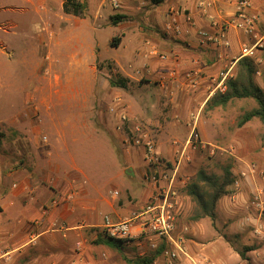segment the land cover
<instances>
[{"label": "rangeland", "instance_id": "rangeland-1", "mask_svg": "<svg viewBox=\"0 0 264 264\" xmlns=\"http://www.w3.org/2000/svg\"><path fill=\"white\" fill-rule=\"evenodd\" d=\"M61 1L0 0V176L20 161L27 164L26 174H50L47 181L56 175L63 180H68L72 172L78 175L69 180L64 202L68 209L73 208L71 212L76 213L75 204L79 201L86 210L77 211L81 216H70L73 220L68 226H60L59 222L51 225L54 230L64 228V231L79 227L77 231L82 238L75 241L73 247L77 256L68 264H135L134 261L141 257L155 259V253L149 254L147 247L141 249L136 243L113 250L114 244L111 249L99 247L98 235H104L101 227L105 217L116 222L109 204L142 202L149 191V183L144 179L147 166L142 160V149L132 142L136 136L134 127H140L151 140L161 163L171 167L189 136L192 115L197 114L196 133L205 148H186L183 153L178 173L179 183L183 184L178 183L182 207L176 234L183 232L186 239L185 235L191 233L188 232L191 231V215L197 207L185 194L190 179L200 170L221 175L222 167L231 164L235 180L228 187L231 194L223 198L233 216L228 217V211L223 208L225 226L229 227L230 219L239 213L256 215L259 219L248 221L244 226L239 223L229 231L231 242L234 240L230 250L220 230L214 229L217 224L208 225L207 236L221 237L212 245L221 247V253L226 255L222 261L225 264H264V209L261 208L264 207V122L253 119L242 127L237 126L240 117L256 107L255 103L239 100L226 108L204 112V102L194 100V90L175 88L176 97L185 99L184 104L178 106L177 119H174L180 128L176 133L170 125L172 121L164 122L160 116L166 114L162 109L167 108V103H177L165 98L162 104L157 103V85L144 82L150 77L147 67L156 62L151 58L155 52L149 58L131 57L129 44L125 47L121 44L118 48L111 46L112 39L120 38L122 33H134L136 37L135 31L145 27L141 19L129 14L134 17L132 21L112 25V16L124 14L117 0H81L85 10L83 17L76 18L63 13ZM256 9L259 15L257 31L263 36L264 0H259ZM146 28L155 32L158 27ZM244 44L251 46L252 42ZM253 62L256 66L254 81L264 91V47H259ZM235 66L228 77L233 75ZM111 68L122 77H132L135 84L130 83L128 89L111 87ZM219 78L218 74L216 82ZM139 81L144 83L138 86ZM218 90L216 88L212 95ZM123 106L128 109L125 121L120 120ZM161 126L163 133L159 131ZM163 144L174 145L173 152L162 154ZM54 164L61 168L59 175L50 170ZM11 182L10 177L5 178L8 188ZM77 185L86 189V196L80 195L82 190L76 188ZM243 189L249 200L238 206L233 196ZM255 196L262 202L261 207L253 204ZM14 213L3 216L2 224L9 240L13 238V230L29 223ZM86 221L99 226L86 227L89 224ZM204 222L202 220L206 226ZM45 247L44 241L37 238L24 248L21 256L16 252L1 256L0 264H34L35 257L44 261ZM246 247L253 250L246 252V260H243L236 252H243ZM204 252L211 258L214 254L208 250Z\"/></svg>", "mask_w": 264, "mask_h": 264}, {"label": "crops", "instance_id": "crops-1", "mask_svg": "<svg viewBox=\"0 0 264 264\" xmlns=\"http://www.w3.org/2000/svg\"><path fill=\"white\" fill-rule=\"evenodd\" d=\"M117 1L120 4V10L124 13V15H136L145 25V28L140 27L139 31H135V33L138 34L136 37L134 33H131V35L122 33L119 46L122 44L125 47L129 44L131 47V57L136 55L140 58H149V55L155 52V55H152L151 58L156 59V62L151 63L146 69L148 76H150L149 79H146V84L150 85L151 82H154V84L157 85V103L162 104L164 101L162 98H165L173 103H177V105L167 103V108L162 109L163 112H167L160 117L164 122L172 121V124L170 123V125L176 129V133H179L178 131H180V128L176 126L178 122L177 120L174 121V119H177L176 113L179 112L178 106H181V103L184 104L185 99L183 100L177 98L175 90L179 87H181V91L184 87L186 89L183 82V74L191 70H197L199 72L200 81L198 87L194 89L195 92L193 97L195 98L194 100L205 103L211 97L213 91L217 88V83H215L213 79L217 78L221 71H224V67L229 63V61L238 58L241 44L247 42L248 39L242 33L230 29L227 34L230 43L229 51H220L219 48L200 44L197 35L194 33V29L190 28V22H192L197 29L210 31V24L208 20L202 14L201 9L198 8V2L200 0H165L159 5L152 4L150 0ZM239 1L241 0H217L209 12L211 11L214 15L220 14L225 18L230 19L235 14ZM245 1H247L250 5L248 12L250 14L257 15L255 11H257L256 8H258L259 0ZM62 4L63 0L60 3L61 9ZM170 10L185 11L186 17H183L182 15L178 17L180 26L184 29V31H188V34L185 36L175 37L172 35H166L163 32L162 28L167 20V13ZM256 17L258 18L257 22H259V15ZM151 25L158 27L159 31L154 32V30L146 28V26L149 27ZM126 40L128 43H125ZM219 53H222L224 57L219 56ZM159 56H165L166 61L161 60ZM171 71H174L177 75L175 78L170 77ZM129 79L132 82L134 81L132 77H129ZM168 106L171 107L170 110ZM169 111H171V113H168ZM162 126L159 131L163 130ZM163 135L168 137L165 132ZM29 140L30 139L28 138V146H30ZM156 146L159 148L158 144ZM162 147L163 150H157L158 152L160 151L164 154H170L174 149V146L169 144H163ZM28 152L26 155H29ZM142 160L145 163L144 159ZM50 170L58 175L61 172V168L57 164H54ZM27 171V164L20 161L19 163H16L15 166H11L9 169L4 171L2 176H0V257L5 256L9 252H16L19 256H21L24 253V248H26V246H28L33 240L38 238L44 241V246H46L44 252L47 254H44V261L43 258L35 257L34 264H49L53 261L60 264H68L72 257L77 256L73 247L75 241L82 238L80 231H77V228L79 227L73 226L69 228L68 231H64V228L54 230L51 228V225L53 222H59L60 226L64 224L68 226L73 220L72 218H69L70 216H81V213L77 214V211L86 210L84 204L83 207L80 206L82 205V202L79 201L75 204V208L77 210L76 213H74L75 211L71 212L73 208L68 209L67 204L64 202V198L69 189V180H71V177L78 175L75 172H72L73 175L70 174L68 180L60 179L56 175L55 177L52 176L51 179L49 178L47 181V177H49L50 174H26ZM146 171L147 169L145 168L144 172L146 173ZM64 174L66 176L68 175L66 172H64ZM8 177L12 179L10 188H8L5 183V178ZM161 182L159 184H162ZM154 186L155 185L149 183V191L145 200L142 202L137 201L131 203V205H127L125 203L122 205L109 204L113 211V218H115L116 221H120L128 218L130 215L140 213L141 209L147 204L149 198L154 194ZM76 188L82 190L80 195H87L86 189H83L81 185H77ZM244 189L233 196V200L236 204H238V206L244 205V202L249 200L247 199V192ZM54 200H56L58 204L56 203L51 205ZM226 205V201L222 198L217 204L213 218H204L198 221L191 220V231H188L191 233L185 235L186 239L184 238L183 232L182 235H177L183 237L185 241H183L185 243L183 244V247L188 256V258L181 256V263L179 262V264H225L222 261H225L226 255L221 253V247L216 248L213 247L212 244H214L217 239L220 240L222 237L229 247L227 250H230L233 247L232 242H234V240L231 242L232 238L229 237V231L233 227L238 226L239 223L244 226L245 223L248 224V221L255 220V222H257L259 219V216L256 215L250 217L247 213L244 215L239 213L230 219V226L227 227L225 226L227 221L225 220L222 210L224 208L226 212L228 211V217L233 216V213L232 209L230 207H226ZM219 206L220 212L217 214L216 212ZM11 212H15L14 215H19L22 219L25 218L29 223L26 225L24 224L19 230H13L12 232L15 233L13 234V238L9 240L7 236L8 234H5V226L2 223L4 222L3 216H6L9 213L11 214ZM202 220L205 221L204 223H206V226L203 225ZM87 223L89 224H86V227L96 225L99 226V224H91L92 222ZM29 224L30 227L27 226ZM215 224H217V228L214 229L217 231L219 229L220 234H222L220 238L207 236L208 225L215 226ZM101 228L102 233H104L105 229L103 225ZM2 230L3 232H1ZM225 235L227 239L225 238ZM8 241L11 243H7ZM102 245L111 249L110 245L108 246L105 244H101L99 247ZM138 247L141 249L143 247H147L149 254L154 253L150 251L148 242L140 244ZM113 249L118 248L115 247L111 250ZM102 250L104 251V249H101L100 251ZM207 250L214 253L212 258L210 257L211 255L208 256L204 252ZM236 254L238 253L236 252ZM213 257L216 259V263L214 262L215 259L213 260ZM218 258H220L221 261Z\"/></svg>", "mask_w": 264, "mask_h": 264}, {"label": "built area", "instance_id": "built-area-1", "mask_svg": "<svg viewBox=\"0 0 264 264\" xmlns=\"http://www.w3.org/2000/svg\"><path fill=\"white\" fill-rule=\"evenodd\" d=\"M217 0H200L198 2V8L201 9L202 14L209 22L210 31L197 29L192 22H190V28L194 29L195 35H197L200 44L205 46H212L219 48L220 51H229L230 43L227 34L230 29L242 33L248 38V43L241 44L239 48V56L237 59H232L224 67L219 75L220 78L216 82V87L219 91H224V81L231 73L233 67L237 61L241 58L255 59L259 47H264V35L259 36L257 31L258 18L248 12L250 5L247 1L241 0L237 4L236 12L232 18H225L218 14L214 15L209 12ZM117 7V5H114ZM186 17L185 11L170 10L167 13V20L163 25V32L166 35H172L175 37H181L188 34V31L180 26L178 17ZM187 22V21H186ZM219 56L224 57L222 53ZM161 60L166 61L165 56H159ZM170 76L175 78L177 75L174 71L170 72ZM200 76L197 70L187 71L183 74V82L186 89H196L199 85ZM120 102L116 100V103ZM117 108V107H114ZM198 115H192L193 123L188 138L184 142L183 148L178 153V160L171 167H166L160 161L155 153V147L151 140H149L140 127H134V133L136 136L132 139L133 146L140 147L142 149L143 159L147 166L144 179L155 185V192L149 198L147 204L138 214H134L133 218L121 221H112L108 217H105L103 227L108 237L124 241L126 245L130 243H136L138 245L148 242L150 251L156 254L152 264H178L181 260V256L188 258L185 249L183 247V237L177 236L178 216L181 210V196L179 192L178 173L182 162V156L186 148L196 149L198 146L205 148V145L200 141L198 134L196 133V122ZM127 118L126 113L120 114V120L125 121ZM178 143L175 141L174 145ZM173 145V146H174ZM175 148V146H174ZM177 153V151H176ZM163 181V182H161ZM162 184H159V183ZM179 183V184H178ZM183 185V184H182ZM117 195V192L113 193ZM259 197L255 196L253 204L257 207L262 206V202L259 201ZM56 202L53 201L52 205ZM264 206V205H263ZM264 209V207H261ZM163 245V248L160 247ZM193 262V261H192Z\"/></svg>", "mask_w": 264, "mask_h": 264}, {"label": "trees", "instance_id": "trees-1", "mask_svg": "<svg viewBox=\"0 0 264 264\" xmlns=\"http://www.w3.org/2000/svg\"><path fill=\"white\" fill-rule=\"evenodd\" d=\"M165 0H150L154 5H159ZM85 10V4L81 0H63L62 11L66 15H71L76 18L83 17ZM134 17L117 13L111 17V24L118 26L122 22L132 21ZM145 28V27H144ZM159 31V28L156 29ZM120 43V38L115 37L111 41V46L117 48ZM113 72L110 86L118 89H128L130 83L135 84L129 77H122L118 72ZM256 73V66L253 59L241 58L237 61L234 73L231 77L226 78L224 81V91H216L205 103L203 107L204 112L213 111L216 108H226L229 104L239 100H252L256 107L245 112L239 119L237 126L242 127L246 123L257 119L260 122H264V91L254 81V75ZM143 81H139L137 85H141ZM146 82V81H144ZM143 82V83H144ZM127 107L123 106V112L127 113ZM128 128V127H127ZM1 136V135H0ZM197 148H201L198 146ZM161 161V160H160ZM232 165L227 164L222 167V174L215 175L209 174L205 170L198 171L195 176L190 179L185 187V194L189 197L190 201L195 204L196 211L191 215L192 221H198L204 218H213L218 202L226 196H229L231 192L228 190L235 177L231 171ZM178 220V219H177ZM179 221V220H178ZM104 235H98V243L110 245L114 244L119 248L124 245V241H118ZM163 248V245L160 249ZM250 247L244 248L243 252H239L241 259L246 260L245 253L252 251ZM154 256L156 254H153ZM135 264H152V257H141L134 261Z\"/></svg>", "mask_w": 264, "mask_h": 264}, {"label": "water", "instance_id": "water-1", "mask_svg": "<svg viewBox=\"0 0 264 264\" xmlns=\"http://www.w3.org/2000/svg\"><path fill=\"white\" fill-rule=\"evenodd\" d=\"M130 172V170H127V173H129Z\"/></svg>", "mask_w": 264, "mask_h": 264}]
</instances>
